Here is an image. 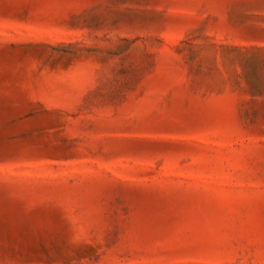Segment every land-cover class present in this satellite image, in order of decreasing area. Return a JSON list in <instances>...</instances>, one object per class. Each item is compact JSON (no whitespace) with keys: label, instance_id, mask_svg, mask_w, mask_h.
I'll return each mask as SVG.
<instances>
[{"label":"rangeland","instance_id":"1","mask_svg":"<svg viewBox=\"0 0 264 264\" xmlns=\"http://www.w3.org/2000/svg\"><path fill=\"white\" fill-rule=\"evenodd\" d=\"M0 264H264V0H0Z\"/></svg>","mask_w":264,"mask_h":264}]
</instances>
